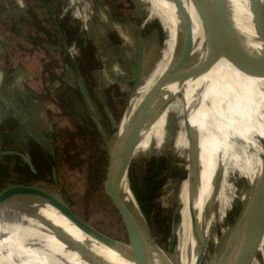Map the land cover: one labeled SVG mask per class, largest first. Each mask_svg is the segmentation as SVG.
<instances>
[{
    "label": "rangeland",
    "instance_id": "obj_1",
    "mask_svg": "<svg viewBox=\"0 0 264 264\" xmlns=\"http://www.w3.org/2000/svg\"><path fill=\"white\" fill-rule=\"evenodd\" d=\"M163 1L164 5L157 11L159 15H162L169 3L167 0ZM38 2L0 0V67L4 65L7 73L12 72L14 80L17 72L26 74L30 82L26 80V85L22 89L31 100L41 102L45 109L48 107L47 116L52 125L51 146L54 147L45 148V153H42L38 145L29 141L31 148L35 147L37 171L34 174L27 173L23 164L13 159L11 155L0 156V195L16 187L38 188L55 202L62 199L80 219L104 236L128 243L130 237L110 172L109 150L128 111L134 86L130 83L126 90L120 91L119 86H116L118 83L108 84L107 88H101L102 95L109 98L102 104L104 97L98 101L94 92L99 87L98 74L99 76L104 74L112 81L114 76L108 67H103L102 70L101 65L96 67L95 64L89 71L84 72V77L88 78L85 82L90 84L89 88L93 91L92 96L95 100L93 104L96 106L93 107V111L90 109L93 105L88 106L89 115L80 101L76 82L72 81L70 85L65 80L67 72H64V67L70 65L66 53L67 49L74 45L70 41L79 34L82 40L90 43L89 41L93 42L92 39L96 35L108 33L110 41L117 46L123 41L134 44L133 40L139 36L145 48L143 79L149 74L150 66L164 52L168 36L164 28V16L162 15L161 19L150 16L153 6L151 0H52V7L48 8L55 10L56 15L55 17L51 15V21L47 18L48 11L45 8L38 9ZM66 7L69 9L64 14ZM76 9L79 10V14ZM36 21H42L43 25L35 27ZM55 26L58 32L61 31L64 35H67L66 27L72 29L71 40L68 42L66 40L64 48L59 47L54 38ZM44 27L50 30V34L43 31ZM36 31L40 33L38 39L35 36ZM27 37L31 41L36 39L46 41H42L43 44L37 41L28 44ZM78 42L74 48L76 61H81L84 53L85 58L91 57V46L83 50ZM177 54L167 64L164 59L159 65H152L155 83H163L176 61ZM254 60L253 56L247 57L245 63L236 65V68L247 75L260 78L262 76L258 64ZM192 79L188 72L177 85L176 94L184 89L185 82ZM221 102L224 107L223 122L229 126L231 123L229 94ZM91 115L97 119L96 125L90 122ZM2 116L0 154L17 150V141L20 139V134L14 135L10 130L15 124L8 121L7 113L2 111ZM5 119L8 122L4 123ZM30 120H26L27 128L32 129L33 123ZM146 130L147 133L141 138L132 158L129 170L130 194L156 243L165 250L177 253L179 228L186 206L182 198L185 195L186 180L190 176L193 158L192 145L186 133L182 95L172 101ZM229 140V145L225 147L221 142L217 144L219 151L224 152L225 159L223 166L216 169L221 173L220 184L223 185V189L216 195L217 203L214 210L218 212L219 199L231 197L233 199L223 217L221 218L218 213L212 225L201 264H212L218 243L224 239L238 215L250 202L247 192L251 189V179L245 174V169L250 165L249 159L256 155V149L252 145L244 150L246 147L244 139L236 138L232 134ZM120 155L122 160L126 158L128 155L126 146ZM53 159L56 163V179L47 168ZM27 175L30 177L27 178ZM206 185L201 184V188L204 189ZM40 204L44 210L54 211L48 203ZM1 211L0 209V213ZM19 222L11 224L2 220L0 239L3 235L7 241L8 235L10 243L25 247L36 256L51 252L41 241L29 235L22 222ZM71 237L79 243L85 242L81 231L72 224ZM261 253L263 255L264 252H260V259Z\"/></svg>",
    "mask_w": 264,
    "mask_h": 264
},
{
    "label": "bare ground",
    "instance_id": "obj_2",
    "mask_svg": "<svg viewBox=\"0 0 264 264\" xmlns=\"http://www.w3.org/2000/svg\"><path fill=\"white\" fill-rule=\"evenodd\" d=\"M151 1L153 6L150 16L160 19L162 15L164 16V28L168 35L164 52L152 65L157 66L164 59L167 64L178 53L179 44L177 43L180 40L182 42L184 38L189 40L190 49H192L185 57L179 80L173 86L170 84L164 86L159 102L162 105L169 99L174 97L175 100L182 95L186 133L199 152L198 168L195 173L193 167L190 168V176L186 180L185 195L182 198L186 206L179 228L178 250L175 254L179 264H195L201 237H209L218 213L222 218L233 199V197L219 199L218 212L215 211L216 209L214 212L208 209L211 203H217L216 195L220 189H223V185L220 184L221 173L216 169L223 166L225 154L219 151L217 144L221 142L224 147L229 145V137L232 134L236 138L244 139L246 143L244 150L254 145L256 155L249 159L250 165L245 169V174L251 179V189L247 192V197L249 196L252 201L264 189L262 159L264 147L260 143V138H264V45L255 31L249 0H227V3L216 0L211 7L209 0H181L186 9L183 13L173 0H167L169 3L162 15H159L157 11L162 8L164 1ZM197 5L205 10L199 12ZM76 12L79 14L78 9ZM72 47L70 51L72 55H75V46ZM252 56L258 64V70L262 76L260 78L247 75L236 68L237 64ZM152 65L147 77L143 78L134 90L128 111L111 144L112 147L114 146L112 153L114 163L121 171L126 200L138 214L140 226L146 237H151L150 230L133 201L129 189V170L134 152L128 148V155L123 160L120 153L124 148V143L121 141L125 134L134 124L139 126L146 120L150 105L161 85L153 80ZM188 72L193 79L185 82L184 89L176 94L177 85ZM228 94L231 100L229 126L223 122L224 107L221 102ZM146 133L147 130L143 134L144 137ZM201 184L208 185L202 189ZM35 206L39 211L42 210L41 213L39 212L42 216L71 236V223L55 208V212H49L44 210V207L41 208L40 203ZM27 219L25 217L21 220L23 225ZM29 221L30 224L24 225L29 235L41 241L51 252L36 256L25 247L7 242L0 245V264H9V262L65 264L60 257L67 259V263L71 264H90L76 251L68 252L67 245L51 232L43 233L44 228L39 222L34 219ZM83 236L85 242H80L81 246L89 247L107 264H167L161 252L152 244L146 249L149 256H129L126 254L129 253V247L113 250L84 234ZM254 243V238L241 243L232 253L231 264H244Z\"/></svg>",
    "mask_w": 264,
    "mask_h": 264
},
{
    "label": "water",
    "instance_id": "obj_3",
    "mask_svg": "<svg viewBox=\"0 0 264 264\" xmlns=\"http://www.w3.org/2000/svg\"><path fill=\"white\" fill-rule=\"evenodd\" d=\"M181 13L186 12L184 5L181 0H173ZM216 0H209L210 7L213 6ZM227 3V0H223ZM250 12L253 17V24L255 31L260 38L261 42L264 45V4L263 0H249ZM199 12L204 11L199 5L196 6ZM48 11L54 15V12L49 8ZM189 40L183 39L180 40L178 46V56L177 59L171 68L170 72L167 74V77L164 79L163 83L160 85L151 105L148 110V116L146 120L136 126L135 124L127 131L125 137L121 141L124 143L126 148L131 149V152H134L138 143L140 142L146 129L152 124L164 111V109L174 101V97L169 99L167 102L160 105V99L163 95V88L166 84L173 86L176 84V81L179 80L181 68L184 64L185 57L190 53ZM67 56L78 79V87L84 98L90 102L85 87L81 82V74L74 55H72L70 49H67ZM246 60V59H245ZM245 60L241 63H245ZM144 73V52L140 41L137 44V75L134 80V90L140 85L142 80V74ZM134 92L132 93V97ZM176 97V96H175ZM177 98V97H176ZM132 99V98H131ZM189 130V129H188ZM189 132V131H188ZM190 143L193 149V158H192V167L193 171L198 168L199 165V152L196 148L193 140L189 138ZM260 143L264 147V138H260ZM114 147V146H113ZM113 147L109 150V160H110V172L113 179V184L115 192L117 195L118 203L122 212V216L126 225L127 232L129 234L130 240L128 243L120 242L113 239H110L104 236L102 233L94 229L92 226L80 219L72 209L62 200L59 199V202L53 201L48 195L44 194L42 190L38 188L30 187H16L0 195V222L5 220L7 222L15 223L21 221V219H27L25 226L30 224V219H34L36 222H39L40 225L44 228L43 233L51 232L54 234L60 241L67 245L68 252H77L90 264H107L106 261L97 255L94 251H91L89 247L83 248L81 244L76 241L73 237L70 236L64 229L54 224L49 219H46L44 216L39 214V209L35 205H39L40 202H46L53 208H55L64 218H66L72 225L79 229L87 237L97 241L98 243L113 249L121 250L120 247H129V253H126L129 256L134 255H148L147 246L153 245L159 249L163 255V260L167 264H179V260L176 257V253H172L169 249L165 250L160 247L154 238L146 237L140 226V219L138 214L134 212L131 205L126 200L125 191L123 190V183L121 177V171L116 168L113 159ZM134 154V153H133ZM3 155H19L21 156L31 167V169L36 172L35 167L32 163V160L25 154L16 151H5L0 154ZM264 161V154L262 155ZM53 177L56 179V168H53ZM209 211L215 209V204L211 203ZM20 223V222H19ZM32 224V223H31ZM147 225V224H146ZM148 227V226H147ZM149 229V228H148ZM151 234V232H150ZM209 237H201L198 247H197V256L195 258V264H201L202 258L206 252L207 242ZM254 238V246L251 253L246 258L244 264H252L256 259L262 241L264 239V189L260 191L257 196L249 202V204L243 209V211L238 215L232 227L230 228L227 235L224 239L218 243L213 259L212 264H231V256L234 250L244 241ZM124 249V248H123ZM149 256V255H148ZM65 264L68 260L60 257Z\"/></svg>",
    "mask_w": 264,
    "mask_h": 264
},
{
    "label": "crops",
    "instance_id": "obj_4",
    "mask_svg": "<svg viewBox=\"0 0 264 264\" xmlns=\"http://www.w3.org/2000/svg\"><path fill=\"white\" fill-rule=\"evenodd\" d=\"M43 6L48 11L49 9L48 6L46 5H43ZM59 34L60 36L65 37L64 33H62L61 31L59 32ZM138 37L136 36L135 40H133L134 44H131L130 42L129 44L124 43L123 41V43L119 44V46H117L115 43L110 41L108 33L98 34L95 37H93L92 39L94 40L93 42L91 40L89 41L90 42L89 44L92 48V56L81 60L83 61L82 67H80L77 61L80 74H81V82L83 86L85 87V90L87 91L88 96L90 98V102L87 101L79 90V94L81 97L80 101L83 103L84 109H86V112H88L89 115H90V111L88 109V106L90 107L91 105H93L90 107V109L92 108L91 109L92 111L94 110L93 107H96V106L94 105L95 100L92 96L93 91L89 88L90 84H87V82H85L88 78L84 77V72L87 70L89 71L90 68L93 67L95 64H96V67L101 65L102 70H104L103 67H106V68L108 67L107 69L109 70V72L110 73L112 72L114 76L113 81L111 79H108V77L106 78V75L102 73H101L102 76H99L98 74L100 81H98L97 85L99 87L98 89L96 88L94 92H95V96L98 98V101H101V99L104 97L102 99L103 103L101 102L102 104H104V102L106 103V101H108L109 98L106 95L105 96L102 95L103 89L101 88H107L108 84L115 85L118 83L116 86H119L120 91H121V90H126V88L130 85V83H133L134 85V80L137 75V44L139 41L142 45V49L144 52V70H145V48H144V44H143L141 37L140 38ZM132 46L133 48H131ZM117 53L119 54L118 56H117ZM128 55H130L131 57H129ZM95 56H96V60H95ZM90 58L91 60H89ZM104 63H105V66H104ZM65 69H66L65 73L67 72V77L65 79L66 82L72 85L73 83L72 81H74L76 82V86L78 87L79 82H78V79L74 71L72 70L71 65L69 66L65 65ZM96 69H99V68H96ZM7 72L8 71H6L5 66L2 65L0 67V117L1 118L3 117L2 111H4L7 113V118L9 119L8 121H11L15 124L13 125L12 128H10V130H12L11 132H14L13 133L14 135L17 133L20 134V139L17 141L18 149L15 151L27 155L32 160L34 167H36V160L34 158L35 147L31 148L30 143L34 142V144L38 145V148L42 150V153H45L44 151H46L48 147H51V148L54 147V146H51L52 145V140H51L52 139L51 138L52 125L50 123L49 116H47L48 107L45 109L44 105L41 102L31 100L26 95V93L23 91L22 87L26 85V80H27L26 74L17 72L15 76V80H14L12 76V72L11 73H7ZM88 76H89V73H88ZM114 80L116 83L114 82ZM27 82H30L29 79L27 80ZM100 89L101 91H99ZM91 118H92V115H91ZM29 119H31L30 121L33 123L32 129L27 128L28 121L26 120H29ZM112 119L114 118L112 117ZM8 121L6 120L4 121V123ZM92 121L96 125L97 119L95 117L92 118ZM54 141L56 142V140ZM11 156L17 162L20 161L24 167H28L32 171L33 174L35 173L31 169L29 164L21 156L19 155H11ZM53 168H55V166H53L51 170L52 176H53ZM1 238L2 239H0V245L3 243H7V242L10 243V239L8 238V235H7V241H5L6 239H4L3 235ZM262 251L264 252V239L260 246L258 255L252 264H264V253L263 255L261 253L262 257L261 259L259 258L260 252ZM258 260L261 262H259Z\"/></svg>",
    "mask_w": 264,
    "mask_h": 264
},
{
    "label": "trees",
    "instance_id": "obj_5",
    "mask_svg": "<svg viewBox=\"0 0 264 264\" xmlns=\"http://www.w3.org/2000/svg\"><path fill=\"white\" fill-rule=\"evenodd\" d=\"M37 1V0H36ZM39 2H38V9H43L44 10V6L43 5H46V6H49V7H52L51 6V3H52V0H38ZM54 11V17H55V10H53ZM51 15L52 14H50V13H48L47 12V18H48V20H51L52 21V17H51ZM46 21V20H45ZM43 24H42V21H36V24H35V27H41ZM159 28V27H158ZM66 33H67V35H64L65 37H63V36H60V34H59V32H58V30H57V28H56V26H55V39L57 40V44H58V46L59 47H62V48H64V46L66 45V40H67V42L68 41H70L71 40V38H70V36L72 35V29L69 27H66ZM43 31H45V33H49L50 34V30L47 28H45L44 27V29H43ZM37 33H38V36H37ZM35 36H36V38L38 39V38H40V33H39V31H36V33H35ZM30 37V36H29ZM29 37H27V43L29 44H32V42H36L37 41V39L35 40V41H31L30 39H29ZM78 40H79V42H78ZM42 41H46V40H43V39H40V40H38L37 42L39 43V44H41L42 43ZM77 42H78V44H81V46H82V48H83V50H84V48H86V49H88V47H90V44L89 43H86L84 40H82L81 39V37H80V34L79 35H77V37L74 39H72L71 41H70V43L71 44H77ZM43 44V43H42ZM70 45V44H69ZM43 47H44V45H43ZM84 55H85V53L83 54V57H82V60L83 59H85V57H84ZM93 58V57H92ZM89 60H91V58L89 59ZM78 63H79V65H80V67H82V64H83V61H78ZM66 71V69H65V67H64V72ZM92 124H94V122L93 121H90ZM95 126V125H94ZM36 166H37V162H36ZM53 166H56V163H55V161H54V159H53V162L51 163V162H49L48 163V165H47V168H48V170L49 171H51L52 170V167ZM25 170H26V172L27 173H30V174H33L32 173V171L28 168V167H25ZM3 172V170L1 171V173ZM51 173V172H50ZM4 174V173H3ZM52 175V174H51ZM28 177H30L29 175H27V178ZM162 233V232H161Z\"/></svg>",
    "mask_w": 264,
    "mask_h": 264
},
{
    "label": "built area",
    "instance_id": "obj_6",
    "mask_svg": "<svg viewBox=\"0 0 264 264\" xmlns=\"http://www.w3.org/2000/svg\"><path fill=\"white\" fill-rule=\"evenodd\" d=\"M263 4H264V0H263ZM69 9V7H66L64 10V14H66L67 10ZM75 46V45H74Z\"/></svg>",
    "mask_w": 264,
    "mask_h": 264
}]
</instances>
